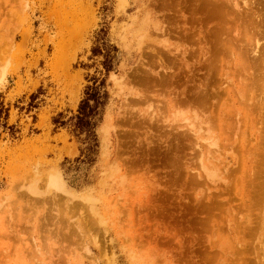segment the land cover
<instances>
[{
  "label": "rangeland",
  "instance_id": "1",
  "mask_svg": "<svg viewBox=\"0 0 264 264\" xmlns=\"http://www.w3.org/2000/svg\"><path fill=\"white\" fill-rule=\"evenodd\" d=\"M263 53L264 0H0V264H264Z\"/></svg>",
  "mask_w": 264,
  "mask_h": 264
},
{
  "label": "trees",
  "instance_id": "2",
  "mask_svg": "<svg viewBox=\"0 0 264 264\" xmlns=\"http://www.w3.org/2000/svg\"><path fill=\"white\" fill-rule=\"evenodd\" d=\"M119 51L118 46L112 42L109 27L102 24L95 32L90 55L91 59L98 61L102 66L99 74H88V83L84 88L76 113L68 118L60 113L54 118L57 126L68 128L79 142L86 145L81 152L85 155L87 162H93L99 151L100 142L97 129L111 100L107 79L111 72L118 69ZM32 98H35V95H32ZM4 115H6V110L0 108V119Z\"/></svg>",
  "mask_w": 264,
  "mask_h": 264
},
{
  "label": "bare ground",
  "instance_id": "3",
  "mask_svg": "<svg viewBox=\"0 0 264 264\" xmlns=\"http://www.w3.org/2000/svg\"><path fill=\"white\" fill-rule=\"evenodd\" d=\"M202 2V1H201ZM213 2V1H212ZM235 2V1H234ZM211 3V2H210ZM218 5V4H217ZM224 5V4H223ZM203 6V5H202ZM219 6V5H218ZM205 7V6H204ZM220 7V6H219ZM237 7V6H236ZM203 8V7H202ZM222 10H223V8H222ZM212 11V10H211ZM228 47V46H227ZM257 49V48H256ZM253 54V53H252ZM264 54V53H263ZM258 55V54H257ZM259 56V58L261 57L260 55H258ZM253 60V59H252ZM257 61V60H256ZM256 65V64H255ZM257 66V65H256ZM255 70V69H254ZM256 74V73H255ZM255 77H256V75H255ZM263 77V76H262ZM262 79H264V78H262ZM254 82H256V81H254ZM258 84V83H257ZM256 84V85H257ZM259 85V84H258ZM258 87V86H257ZM259 87H261V86H259ZM260 89V88H259ZM262 90V89H261ZM207 91V90H206ZM208 93V92H207ZM259 143V142H258ZM258 145V144H257ZM261 159H263V158H261ZM259 169V168H258ZM263 169V168H262ZM262 173V172H261Z\"/></svg>",
  "mask_w": 264,
  "mask_h": 264
}]
</instances>
